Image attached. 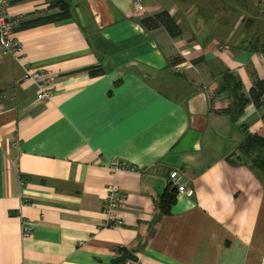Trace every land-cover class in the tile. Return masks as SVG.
<instances>
[{
	"label": "crops",
	"instance_id": "crops-1",
	"mask_svg": "<svg viewBox=\"0 0 264 264\" xmlns=\"http://www.w3.org/2000/svg\"><path fill=\"white\" fill-rule=\"evenodd\" d=\"M55 1L8 0V15ZM62 1L68 17L13 32L20 63L0 51V264H107L117 248L133 264H264V177L236 150L244 132L264 138V96L249 95L264 82V1ZM161 10L176 37L138 23ZM26 68L54 75L47 98ZM226 72L247 100L235 119ZM173 169L192 194L161 213ZM112 184L119 228L102 227Z\"/></svg>",
	"mask_w": 264,
	"mask_h": 264
},
{
	"label": "trees",
	"instance_id": "trees-1",
	"mask_svg": "<svg viewBox=\"0 0 264 264\" xmlns=\"http://www.w3.org/2000/svg\"><path fill=\"white\" fill-rule=\"evenodd\" d=\"M54 5L58 7L57 13L48 15L42 14L22 22L17 20V23L13 27V32L16 30L36 27L48 22L64 19L69 16L68 5L64 1L57 0L54 2ZM138 23L146 30L163 27L171 37H176L180 33L178 25L169 16L167 11L164 10L140 18ZM175 61L176 60L173 62ZM90 72H94V70H90ZM220 89L226 90L231 95V103L229 107L224 110V112H226L231 119H235L238 115H240L243 107L247 103V100L244 98V95L241 92L240 82L237 78L226 72L225 82L221 85ZM249 95L254 103L257 100V96H264V82L255 76L253 87L250 89ZM243 134L244 137L242 141L236 146V150L241 156L250 161V168L259 172L264 177V138L246 132ZM174 198L175 192L174 189L171 188L159 196L157 202L161 213L168 212L171 204L174 202ZM126 260L134 262L136 259L128 252L127 249L117 248L115 250V255L109 260L107 264H124Z\"/></svg>",
	"mask_w": 264,
	"mask_h": 264
},
{
	"label": "built area",
	"instance_id": "built-area-1",
	"mask_svg": "<svg viewBox=\"0 0 264 264\" xmlns=\"http://www.w3.org/2000/svg\"><path fill=\"white\" fill-rule=\"evenodd\" d=\"M7 6L8 0H0V51L3 54L11 55L16 62L20 63L23 50L20 42L15 38L13 33V27L17 23V19L11 18L8 15ZM132 9L136 11L142 10V5L139 0L132 1ZM175 67L178 69L180 66L175 65ZM24 78L31 80L37 86L40 98H47L54 89L55 77L48 71L26 68L24 70ZM210 96H212V94H210ZM112 167L116 169H128V166L123 162H113ZM183 175L182 172L176 169L169 171L167 175V184L169 188L174 189L176 194L190 196L192 194V189L190 186H187ZM124 202L125 196L117 184L109 185L106 188V196L103 201L102 210L104 214L102 227L119 228L123 225V220L119 214L124 206ZM30 232L31 227L22 222V238H28ZM124 264H133V262L126 260Z\"/></svg>",
	"mask_w": 264,
	"mask_h": 264
},
{
	"label": "rangeland",
	"instance_id": "rangeland-1",
	"mask_svg": "<svg viewBox=\"0 0 264 264\" xmlns=\"http://www.w3.org/2000/svg\"><path fill=\"white\" fill-rule=\"evenodd\" d=\"M187 2H185L187 5H191V4H194V3H197V4H201L202 2H200V0H186ZM264 1V0H263ZM162 3V2H161Z\"/></svg>",
	"mask_w": 264,
	"mask_h": 264
}]
</instances>
